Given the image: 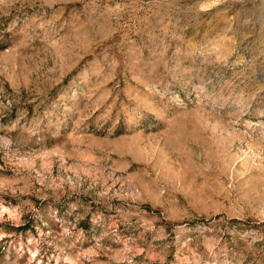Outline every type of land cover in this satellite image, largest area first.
Masks as SVG:
<instances>
[{"label":"rangeland","instance_id":"374dc122","mask_svg":"<svg viewBox=\"0 0 264 264\" xmlns=\"http://www.w3.org/2000/svg\"><path fill=\"white\" fill-rule=\"evenodd\" d=\"M0 264H264V0H0Z\"/></svg>","mask_w":264,"mask_h":264},{"label":"trees","instance_id":"16d2710c","mask_svg":"<svg viewBox=\"0 0 264 264\" xmlns=\"http://www.w3.org/2000/svg\"><path fill=\"white\" fill-rule=\"evenodd\" d=\"M147 209H149V208H147Z\"/></svg>","mask_w":264,"mask_h":264}]
</instances>
